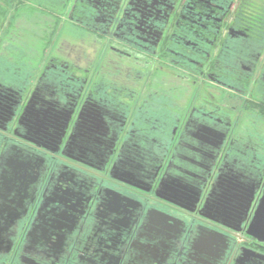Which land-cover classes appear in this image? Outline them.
<instances>
[{
    "label": "flooded vegetation",
    "instance_id": "af4514ba",
    "mask_svg": "<svg viewBox=\"0 0 264 264\" xmlns=\"http://www.w3.org/2000/svg\"><path fill=\"white\" fill-rule=\"evenodd\" d=\"M239 5L73 0L97 66L0 80V264H264V46L237 50Z\"/></svg>",
    "mask_w": 264,
    "mask_h": 264
},
{
    "label": "rangeland",
    "instance_id": "374dc122",
    "mask_svg": "<svg viewBox=\"0 0 264 264\" xmlns=\"http://www.w3.org/2000/svg\"><path fill=\"white\" fill-rule=\"evenodd\" d=\"M72 3L73 0H25L17 12L9 11L0 24V79L32 77L51 57L80 69L87 68L89 62L91 67L97 66L103 42L68 20Z\"/></svg>",
    "mask_w": 264,
    "mask_h": 264
},
{
    "label": "trees",
    "instance_id": "16d2710c",
    "mask_svg": "<svg viewBox=\"0 0 264 264\" xmlns=\"http://www.w3.org/2000/svg\"><path fill=\"white\" fill-rule=\"evenodd\" d=\"M24 1L25 0H0V24H3L5 16L8 15L11 9L17 12L20 3ZM236 22L238 26L244 28L246 24L252 27L246 32L248 36L239 37L237 40V50H245L251 47L254 53L259 52V49H262L264 46V0H240ZM19 77L15 75L13 78L0 80L4 83L7 82L15 85L22 80Z\"/></svg>",
    "mask_w": 264,
    "mask_h": 264
},
{
    "label": "water",
    "instance_id": "95a60500",
    "mask_svg": "<svg viewBox=\"0 0 264 264\" xmlns=\"http://www.w3.org/2000/svg\"><path fill=\"white\" fill-rule=\"evenodd\" d=\"M248 233L259 241L264 242V197L255 213Z\"/></svg>",
    "mask_w": 264,
    "mask_h": 264
}]
</instances>
